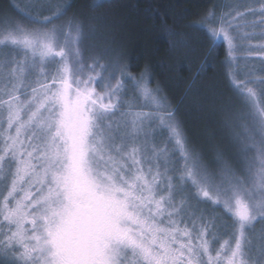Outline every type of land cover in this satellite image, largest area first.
<instances>
[{
    "label": "snow or ice",
    "instance_id": "obj_1",
    "mask_svg": "<svg viewBox=\"0 0 264 264\" xmlns=\"http://www.w3.org/2000/svg\"><path fill=\"white\" fill-rule=\"evenodd\" d=\"M10 7L20 19L0 14V264H264V35L250 49L255 78L232 81L237 102L216 98L226 144L204 150L147 71L126 76L99 17L65 19L72 5L49 0ZM249 12L264 31V0ZM229 16L218 30L190 27L231 55L229 29L247 16ZM129 83L149 112L125 102Z\"/></svg>",
    "mask_w": 264,
    "mask_h": 264
},
{
    "label": "trees",
    "instance_id": "obj_2",
    "mask_svg": "<svg viewBox=\"0 0 264 264\" xmlns=\"http://www.w3.org/2000/svg\"><path fill=\"white\" fill-rule=\"evenodd\" d=\"M69 3L72 5L69 19L73 15L101 19L105 28L100 35L115 50L126 76L137 78L147 71L151 87L159 86L166 100L179 108L185 135L193 145L209 150L211 145L226 144L215 101L216 98L233 103L238 100L232 85L228 48L224 43L209 45L202 31L190 25L199 26L212 19L209 14H213L212 23L204 27L205 30L217 28L221 17L229 16L228 0H68ZM100 3L103 7L96 8ZM10 6L13 0H0V14L18 18L13 10L7 11ZM251 30L257 33L258 27ZM169 32L181 33L187 47L170 40ZM260 37L254 34L252 41H261ZM94 43L90 41L89 45ZM209 47L213 48L211 56ZM197 69H203L199 76ZM193 80L196 85L189 93ZM214 215L220 217L221 225L231 222L223 210Z\"/></svg>",
    "mask_w": 264,
    "mask_h": 264
},
{
    "label": "rangeland",
    "instance_id": "obj_3",
    "mask_svg": "<svg viewBox=\"0 0 264 264\" xmlns=\"http://www.w3.org/2000/svg\"><path fill=\"white\" fill-rule=\"evenodd\" d=\"M49 2L53 6H55L56 4H60V5L68 4V0H49ZM261 2L262 0H228V5L226 9L231 13L234 12V10L237 8H239L240 11H242L245 8L250 7V9H253L258 13L261 7ZM27 3H29V0H13V6H16L18 8L23 7ZM7 11L12 12V8ZM30 14L35 15V13H30ZM245 14L246 16L251 15V17L247 18L246 20H239L238 23L233 25V29H229V32L234 37L233 47L231 49V55H229L230 65H231L230 70L232 73L231 74L232 79H235L237 83H241L250 78H255L251 76L252 71L253 70L259 71V69L262 67L261 64L259 63L258 55L250 51V49L255 48L259 43H261V41L253 42L255 41L253 38L254 34H259V36L264 35V31H262L260 27H258L257 33L256 31L254 32L253 30H251V28H253L251 27V25L253 23H258L260 17L258 15L253 16L249 11L245 12ZM16 19L19 20L20 17ZM65 19H69V17H66ZM32 27H37V26L33 25ZM247 28L249 30H247ZM216 29L218 30L219 26ZM246 33L248 34L247 36L245 35ZM216 42L219 44L224 43L228 48V52L230 51L229 45L223 39L217 40ZM243 46L249 47L248 50L247 48L242 49ZM125 102L127 104H132L134 106V110L136 111L149 112L151 110L150 107L147 106L146 101L142 97L137 98V95L134 94L132 83L126 85Z\"/></svg>",
    "mask_w": 264,
    "mask_h": 264
}]
</instances>
